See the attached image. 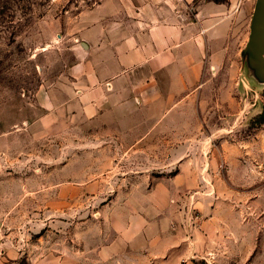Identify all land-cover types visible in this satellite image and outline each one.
<instances>
[{
    "label": "rangeland",
    "instance_id": "rangeland-1",
    "mask_svg": "<svg viewBox=\"0 0 264 264\" xmlns=\"http://www.w3.org/2000/svg\"><path fill=\"white\" fill-rule=\"evenodd\" d=\"M100 1L0 0V264L85 261L88 244L123 224L119 207L142 201L152 220L199 230L195 264H264V65L249 44L256 0H239L208 46L200 89L170 114L138 119L158 121L153 130L112 129L71 105L77 18ZM156 185L173 193H148Z\"/></svg>",
    "mask_w": 264,
    "mask_h": 264
},
{
    "label": "crops",
    "instance_id": "crops-1",
    "mask_svg": "<svg viewBox=\"0 0 264 264\" xmlns=\"http://www.w3.org/2000/svg\"><path fill=\"white\" fill-rule=\"evenodd\" d=\"M195 1L101 0L82 12L70 67L71 105L112 129L157 127L158 121L140 126L138 119L170 114L200 89L208 46L227 32L239 0H199L191 14ZM166 188L156 185L148 193H173ZM128 205L119 207L124 222L110 238L94 248L88 244L85 261L61 255L55 264H195L203 252L199 230L191 233L170 216L152 220L145 201Z\"/></svg>",
    "mask_w": 264,
    "mask_h": 264
},
{
    "label": "water",
    "instance_id": "water-1",
    "mask_svg": "<svg viewBox=\"0 0 264 264\" xmlns=\"http://www.w3.org/2000/svg\"><path fill=\"white\" fill-rule=\"evenodd\" d=\"M249 42L253 56L264 65V0H256L250 23Z\"/></svg>",
    "mask_w": 264,
    "mask_h": 264
}]
</instances>
